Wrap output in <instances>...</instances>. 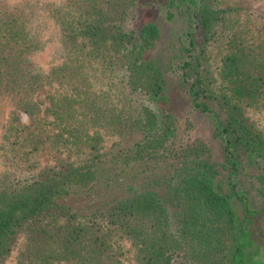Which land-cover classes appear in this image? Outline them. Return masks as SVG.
<instances>
[{"label":"trees","instance_id":"obj_1","mask_svg":"<svg viewBox=\"0 0 264 264\" xmlns=\"http://www.w3.org/2000/svg\"><path fill=\"white\" fill-rule=\"evenodd\" d=\"M39 17L64 48L47 70L32 62ZM257 18L223 0H0V104L39 116L37 93L54 87L42 126H7L5 159L58 154L31 175H0V264H250L264 218ZM100 77L119 98L95 88ZM198 117L219 158L189 133ZM102 132L125 143L103 152Z\"/></svg>","mask_w":264,"mask_h":264},{"label":"rangeland","instance_id":"obj_2","mask_svg":"<svg viewBox=\"0 0 264 264\" xmlns=\"http://www.w3.org/2000/svg\"><path fill=\"white\" fill-rule=\"evenodd\" d=\"M15 1V0H9ZM43 1H54L61 2L62 0H43ZM225 5L230 6H241L244 7L247 11L258 14L259 12H264V0H223ZM260 26H264V22H261L257 18V22L250 26L252 29H257ZM31 28H35L37 36L42 41V50L35 53L32 56V62L37 68L47 70L54 65H58L63 60L64 48L59 40V35L56 27L49 18L39 17L33 22ZM212 54H215L212 52ZM217 61H215L216 63ZM109 80L100 77V79L95 81V88L97 90H108L112 93V96L115 98L117 96V89L114 85H109ZM112 87V90L110 89ZM117 87V86H116ZM54 92V87L45 88L37 93V98L40 102V106L43 111L39 116L28 117L24 114H21L19 111H16L10 104L2 103L0 104L1 115H0V175L3 173H11L16 177H24L31 175L36 172L41 167L46 164L52 163L55 159V156L58 154L50 151L48 148H45L41 151L33 160L32 165L19 164L16 162L7 161L5 159L6 153L4 150V140L2 139L3 132L6 130L7 126L10 125V122L13 121L17 123V126H13V130L19 134L25 131H31L38 124L42 126L47 120V116L44 113V109L47 107L49 100L48 96ZM178 91L174 90L170 93V99H176ZM119 98V95L117 96ZM189 109V108H188ZM187 108H179L177 114L182 117L181 128H186L187 119L186 115L188 112ZM189 117H192V113L189 114ZM191 136L200 135L206 139L208 144L213 148V152L216 156H221L220 146L217 144L216 140L212 138V131L209 124V121L206 118L198 117L194 120V126L189 129ZM102 140L100 146L103 152H108L117 147V145H123L125 142L120 139L118 135L114 134H105L101 133ZM216 185L219 189L224 190L221 179L218 177L216 180ZM250 197L253 198L255 205H259V196L255 193H252ZM240 209H238L239 211ZM256 233H259L261 239L254 241L253 246L248 249L249 255L247 259L250 264H264V218H258ZM256 235V234H255ZM128 250L131 249L130 246L127 247ZM17 254V251L15 252ZM126 264H133L129 258V255L125 258ZM9 264V263H8Z\"/></svg>","mask_w":264,"mask_h":264}]
</instances>
